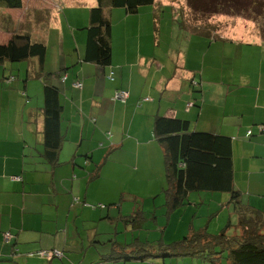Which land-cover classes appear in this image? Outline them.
<instances>
[{
    "label": "crops",
    "instance_id": "1",
    "mask_svg": "<svg viewBox=\"0 0 264 264\" xmlns=\"http://www.w3.org/2000/svg\"><path fill=\"white\" fill-rule=\"evenodd\" d=\"M21 1L19 9L0 5V44L13 34L28 35L46 46L45 72L63 70L60 78L50 79L60 91L63 141L57 163H48L36 59L24 61L23 79L19 68L0 70V264L10 258L19 264H128L98 261L116 243L120 221L130 225L128 217H116L105 206L114 203L105 178L113 171L114 152L120 150L129 155L132 171L159 172L160 182L167 180L164 149L153 134L157 116L185 120L190 131L231 138L234 187L254 196L246 203L264 212V191L251 194L252 186L264 189V133L257 129L264 127V61L257 53L264 43L256 32L249 35L253 25L244 26L246 33L237 24L230 38L188 31L164 64L162 48L146 54L143 39L160 35L163 14L168 10L178 16L179 5L154 0L134 14L106 7L112 52L110 65L103 68L81 59L96 0ZM10 75L16 79L4 82ZM76 81L80 89L73 87ZM119 90L128 94L124 103L113 100ZM248 130L250 138L245 137ZM99 187L105 194L98 202L102 208L90 210L87 200ZM5 233L12 235L7 243ZM39 251L64 256L46 262L36 256Z\"/></svg>",
    "mask_w": 264,
    "mask_h": 264
},
{
    "label": "trees",
    "instance_id": "2",
    "mask_svg": "<svg viewBox=\"0 0 264 264\" xmlns=\"http://www.w3.org/2000/svg\"><path fill=\"white\" fill-rule=\"evenodd\" d=\"M96 2L97 5L89 11L90 22L85 28V47L81 59L85 63L105 68L110 65L112 47L111 23L104 15V8L123 9L127 14H134L139 8L152 5L154 0H96ZM233 4L240 13L248 12L242 14L243 18L255 23L253 30L259 29V37L264 43V29L256 23L257 18L264 16V2L186 0L188 9L203 17L229 15L223 9H226V5ZM0 5L9 9H19L22 7V1L0 0ZM45 56L46 46L30 41L28 35L13 34L8 43L0 44V65L6 62H28L32 59L37 61L34 76L43 83L44 158L48 163L56 164L63 141L60 132L63 107L59 98V88L50 79L60 78L63 70L58 73L45 72ZM15 79L10 75L4 77V82L11 83ZM153 134L164 149L167 179L164 193L168 207L173 210L184 205L192 192L230 194V203L239 217L242 234L228 238L225 233L229 225L216 235H207L201 229L193 230L181 240L172 241L167 245L160 244L158 251H151V247L146 248L141 244L129 247L112 243L110 252L100 255L98 261L127 263V261L150 262L155 259L158 260L157 264H168L165 258H170V264L181 259L188 260L190 264H264V212L243 203L241 193L234 187L231 138L190 131L187 121L162 116L155 117ZM250 137L252 135L248 138ZM139 223L135 222L134 225L139 227ZM37 253L36 256L41 258ZM63 256L62 253L60 257L41 259L51 262L55 259L62 260ZM10 259L6 261L7 264H19L16 259Z\"/></svg>",
    "mask_w": 264,
    "mask_h": 264
},
{
    "label": "rangeland",
    "instance_id": "3",
    "mask_svg": "<svg viewBox=\"0 0 264 264\" xmlns=\"http://www.w3.org/2000/svg\"><path fill=\"white\" fill-rule=\"evenodd\" d=\"M203 1L208 2L209 0ZM249 1L264 2V0ZM167 3L180 6L177 11L178 16L166 10L163 18L160 19V35L157 33L152 41L149 37H146L143 39L142 44L143 51L146 54L157 52L159 48H162L164 64L170 60V54L174 50V46L181 44L184 37L188 35V31L206 33L210 37L230 38V29H234L237 24H241L242 27L246 25L254 26L255 24L250 23L251 20L243 18L242 14H247L248 12L240 13L237 6L236 8L234 7L235 4L226 5V9H223L229 15L203 17L194 14L188 9L186 0H167ZM229 8H232V10L229 11ZM256 23L264 29V16L257 18ZM244 28L246 33L249 32L246 27ZM253 31L249 35L254 36L256 32L259 36L258 28ZM239 49L246 51L247 47H239ZM52 52L56 53V45H52ZM257 53L259 58L264 61V48L259 47ZM262 67L264 68V66ZM17 68H19L21 79H23L26 76V62L6 64V66L0 65V70H17ZM110 133V131H107L105 137L109 138ZM128 158L129 155L116 150L113 155V171L109 173L107 179L105 178L109 189L108 198L114 202V205L108 204L105 206L116 217L119 214L128 217L126 220H129L130 224L127 225L125 222L120 221L118 225L119 233L115 236L117 244L131 245L134 243L137 246L141 244V246L146 248L151 247V251H158L160 244L167 245L172 241L181 240L193 230L201 229L207 235H216L229 225L225 233L228 238H234L242 234V225H240L239 217L230 203V194L192 192L188 195L184 205L171 210L167 205L164 193L167 180H164L163 183L160 182L159 172L149 170L140 172V169L136 171V168L132 171L130 167L134 168V166L129 162ZM123 162H127L125 164L129 166L122 165L121 163ZM236 174L238 179H240L241 174L238 173L237 167ZM252 180H257V176L253 175ZM241 185H244V182H241L239 186L241 187ZM257 190L260 192L264 191V189L252 186L251 194L254 195ZM240 191L243 203H246L247 197L255 200L254 196H245L243 190ZM122 193H125V195ZM104 196L105 194L100 187L96 189L87 200L89 209L100 211L102 207L98 202L103 200ZM103 208L105 207L103 206ZM114 220L117 221V219ZM138 221L140 222L139 227L134 226L135 222L137 223ZM138 237L141 240L136 241ZM165 260L170 264V258H165ZM131 262L127 261L128 264Z\"/></svg>",
    "mask_w": 264,
    "mask_h": 264
},
{
    "label": "built area",
    "instance_id": "4",
    "mask_svg": "<svg viewBox=\"0 0 264 264\" xmlns=\"http://www.w3.org/2000/svg\"><path fill=\"white\" fill-rule=\"evenodd\" d=\"M73 87L80 89L81 88L80 82H78V81L74 82ZM127 96H128V94L125 91L119 90L114 94L113 100H116L119 102H124L127 99ZM257 129L260 133L264 132V127H262V126H258ZM251 134H252L251 130H248L245 133V137L248 138ZM11 238H12V235L10 233L4 234V241L5 242H8ZM37 255L40 256L41 258L44 257L47 259L51 258L52 256H58V257L61 256L60 253H57L55 251H40L37 253Z\"/></svg>",
    "mask_w": 264,
    "mask_h": 264
}]
</instances>
